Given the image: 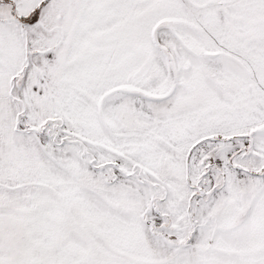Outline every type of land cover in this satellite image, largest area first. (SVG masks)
Returning <instances> with one entry per match:
<instances>
[{
	"label": "snow or ice",
	"instance_id": "snow-or-ice-1",
	"mask_svg": "<svg viewBox=\"0 0 264 264\" xmlns=\"http://www.w3.org/2000/svg\"><path fill=\"white\" fill-rule=\"evenodd\" d=\"M0 264H264V0H0Z\"/></svg>",
	"mask_w": 264,
	"mask_h": 264
}]
</instances>
